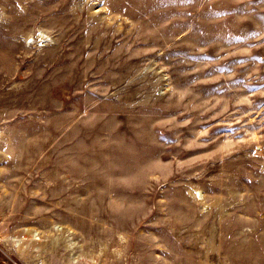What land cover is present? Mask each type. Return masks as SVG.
Here are the masks:
<instances>
[{
  "label": "rangeland",
  "instance_id": "374dc122",
  "mask_svg": "<svg viewBox=\"0 0 264 264\" xmlns=\"http://www.w3.org/2000/svg\"><path fill=\"white\" fill-rule=\"evenodd\" d=\"M0 264H264V0H0Z\"/></svg>",
  "mask_w": 264,
  "mask_h": 264
}]
</instances>
